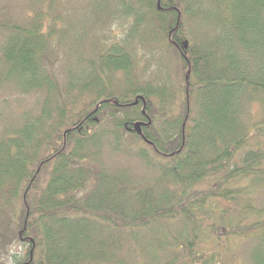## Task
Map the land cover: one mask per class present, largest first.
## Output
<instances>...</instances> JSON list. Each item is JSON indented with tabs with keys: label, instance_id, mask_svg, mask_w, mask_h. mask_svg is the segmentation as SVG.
<instances>
[{
	"label": "trees",
	"instance_id": "16d2710c",
	"mask_svg": "<svg viewBox=\"0 0 264 264\" xmlns=\"http://www.w3.org/2000/svg\"><path fill=\"white\" fill-rule=\"evenodd\" d=\"M7 93L0 264H264V0L3 4Z\"/></svg>",
	"mask_w": 264,
	"mask_h": 264
},
{
	"label": "rangeland",
	"instance_id": "374dc122",
	"mask_svg": "<svg viewBox=\"0 0 264 264\" xmlns=\"http://www.w3.org/2000/svg\"><path fill=\"white\" fill-rule=\"evenodd\" d=\"M22 1L23 0H0V6L3 4H8V5H10V4L14 5L15 4V6H16V5H20L22 3ZM17 9L18 8H16V10ZM75 11H76V9H75ZM123 29L125 30L126 28L123 27ZM120 31H123V30L117 29L116 32L120 33ZM56 66H58V64ZM69 68H72L71 69V72H72L71 78L73 80H75V78L77 76H79V72H78L77 68H75L74 66H71ZM7 98H8L9 102H4L5 104L2 103L4 106L0 104V110L5 114V116H7V117L12 116L14 121H19V119L22 120L26 117V115H24L23 113H20V111H22L23 108H24V111H23L24 113H27V112L29 113V111H32L31 107L29 106L28 97H26V96H21V97L14 96V98L16 99V101L14 102L10 93H7ZM1 99H3V98H1ZM0 103H1V100H0ZM34 108H35V105H34ZM115 161H116V159H114V158H109V160H108L109 163H113Z\"/></svg>",
	"mask_w": 264,
	"mask_h": 264
},
{
	"label": "water",
	"instance_id": "95a60500",
	"mask_svg": "<svg viewBox=\"0 0 264 264\" xmlns=\"http://www.w3.org/2000/svg\"><path fill=\"white\" fill-rule=\"evenodd\" d=\"M144 101V104H145V99L143 100ZM138 102V100H136V103ZM142 124H143V122H141V121H138V122H136L135 124H134V128H135V130L137 131V133L139 134V135H141L146 141H148L149 143H151L153 146H154V143L153 142H151L145 135H144V133H143V131H142ZM157 149V148H156Z\"/></svg>",
	"mask_w": 264,
	"mask_h": 264
}]
</instances>
